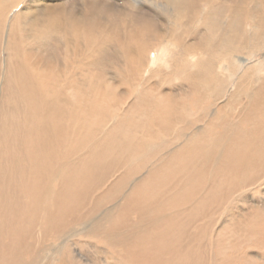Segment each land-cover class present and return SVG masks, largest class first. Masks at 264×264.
Here are the masks:
<instances>
[{
	"label": "bare ground",
	"instance_id": "6f19581e",
	"mask_svg": "<svg viewBox=\"0 0 264 264\" xmlns=\"http://www.w3.org/2000/svg\"><path fill=\"white\" fill-rule=\"evenodd\" d=\"M59 1L0 0V264H264V0Z\"/></svg>",
	"mask_w": 264,
	"mask_h": 264
},
{
	"label": "rangeland",
	"instance_id": "374dc122",
	"mask_svg": "<svg viewBox=\"0 0 264 264\" xmlns=\"http://www.w3.org/2000/svg\"><path fill=\"white\" fill-rule=\"evenodd\" d=\"M63 0H61V1H59V3H61V4H66V3H71V4H68V5H63V6H65V8H69V6L70 7H72V6H74V5H77V6H79L80 8H81V4H83V2L81 1V0H78V1H76V0H64V2H62ZM85 1V0H84ZM93 1H96V2H98L99 1V3H100V1H101V3H102V5H105L106 4V6L105 7H107V8H110V6L113 4V5H115V7H113V11H115V10H119L121 13H125L126 14V12H127V14L128 13H131V12H136L137 11V6H134L133 5V0H124L125 2H123V0H87V2H93ZM122 1V2H121ZM82 2V3H81ZM104 2V3H103ZM136 2L138 3V4H142L143 5V3H145L146 1L145 0H136ZM264 2V1H263ZM76 3V4H75ZM130 3V4H129ZM156 3V4H155ZM158 3H159V5H158ZM161 3V1L159 2V0H157L156 2H154L153 3V5H151V7H150V5H146V6H148V7H150L151 8V10L152 11H154V12H161L160 10L162 9V8H165V7H163V5H161L160 4ZM132 4V5H131ZM123 5L125 6V7H123ZM131 5V6H130ZM253 5V3H250V6H252ZM27 6V3L25 2V1H22V3H21V5H19L18 6V10H23L25 7ZM78 7V8H79ZM129 7V8H128ZM263 8H264V5L262 6ZM155 9V10H154ZM159 9V10H158ZM123 10H125V12L123 11ZM116 12V11H115ZM126 14V15H127ZM248 23L246 24V23H244V25H247L246 27L248 28V29H250V28H252V25H253V22L251 21V20H248L247 21ZM263 32H264V29H263ZM263 38H264V36H263ZM261 43H264V39H262L261 41H260ZM264 45V44H263ZM260 47H262V44H261V46ZM253 47H251L250 49H245L244 51V53H240V54H238V56H239V58L242 60V64H243V67H251L252 66V63L254 64V60L255 61H263V59H264V48L263 49H261V50H255L254 52H253V49H252ZM158 52H157V50H152L151 51V54H152V56L155 58L158 54H157ZM248 53V54H247ZM245 54V55H244ZM237 55V54H236ZM151 56V57H152ZM152 57V58H153ZM219 60H221V58H218ZM246 60V61H245ZM253 61V62H252ZM225 62V63H224ZM227 64H229L228 63V61H227V59H223V61H221V63L218 65V68L220 69V67L222 68L221 70L223 71V72H225V73H227V72H229V71H227L228 70V68L227 67H229V65H227ZM227 69V70H226ZM264 69V68H263ZM227 72H226V71ZM261 74H264V70L261 72ZM234 85V84H233ZM231 87V86H230ZM230 87H229V89H230ZM233 87V86H232ZM264 188V185L262 186L261 185V187H260V189H263ZM247 251V248H246V250H245V252ZM259 264V263H258Z\"/></svg>",
	"mask_w": 264,
	"mask_h": 264
}]
</instances>
